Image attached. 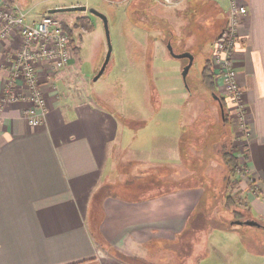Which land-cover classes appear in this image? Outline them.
Returning <instances> with one entry per match:
<instances>
[{
  "label": "crops",
  "instance_id": "obj_1",
  "mask_svg": "<svg viewBox=\"0 0 264 264\" xmlns=\"http://www.w3.org/2000/svg\"><path fill=\"white\" fill-rule=\"evenodd\" d=\"M209 1L214 2V20L219 21L212 38L226 23L228 0H197L177 12L184 20L185 11L199 10ZM241 1L249 11L239 26L234 59L244 90L247 128L239 126L232 99H225L229 116L225 121L215 98L211 111L223 122L222 139L216 138L217 148L221 147L218 157L197 156L198 147L196 154L186 146L179 99L173 103L178 109L173 117L177 128H161L141 143L145 145L135 146L125 142L121 120L110 107L73 98L63 101L60 84L72 73L74 58L58 70L48 62L39 65L49 106L43 124L28 123L24 110L29 102L24 97L0 109V264H144L122 260L116 252L145 264H264V251L250 247V231L231 223L225 206L229 190L242 198L236 202L243 208L235 204L237 209L249 211L250 219L264 221V0ZM162 16L175 22L172 12ZM168 27L173 36L177 34L174 25ZM21 41L19 34H13L0 42V99ZM213 46L214 41L211 56ZM15 86L27 92L23 79ZM190 119L195 120L191 115ZM204 129L199 126L201 134ZM228 135L243 169L236 177L244 176L230 189L229 174L223 170L196 171L186 166L191 156H196L194 163H225L222 146L228 145ZM118 143V151H113ZM123 146L131 150V156L124 158L128 167L114 174L115 152L121 153ZM125 160L118 159L121 164ZM176 183V189L164 191L165 184ZM209 195H217L218 201L207 199ZM209 222L212 226L195 230ZM187 229L196 232L193 240L187 237ZM259 243L257 247L264 246ZM156 249L163 256L160 260L155 254L150 257Z\"/></svg>",
  "mask_w": 264,
  "mask_h": 264
},
{
  "label": "rangeland",
  "instance_id": "obj_2",
  "mask_svg": "<svg viewBox=\"0 0 264 264\" xmlns=\"http://www.w3.org/2000/svg\"><path fill=\"white\" fill-rule=\"evenodd\" d=\"M15 1L28 11L31 19L39 18L45 13L59 18L72 29L75 42L81 47L79 53L73 48L75 61L72 66V73L67 75V78L64 77V83L60 84V96H62L63 101L73 98L78 102L92 101L110 107L115 116L121 120L123 136L126 138L124 139L125 142L128 144L137 143L134 145L142 146L145 144L141 143H146L149 138L151 140L153 132L160 131L161 128L170 130L177 128L176 123L178 122L173 117L177 114L178 109L173 103L179 99L184 108L182 109L181 122L187 132L184 137L186 146L192 147V152L198 150V147L197 156L212 153L218 157L217 149H221V147L217 148L216 138L220 137V141L222 139L223 122L220 116H214L211 111L214 108L212 103L217 102V100L212 91L203 83L201 74L206 59L211 56L212 44L216 37L215 35L211 38V35L215 29H218L219 24V21L214 20L216 13L213 1L199 5V10L195 8L185 11L183 13L184 20L177 10L183 12L187 3H192L194 6L197 0H171L170 2L166 0ZM78 4L95 7L109 17L113 51L106 70L97 80L94 78L99 72L108 51L103 20L90 11L49 12L50 8ZM170 12H172L175 22L162 16L168 15ZM83 14L92 17L94 29L83 31L74 25L77 17ZM168 25L171 27L174 25L173 29L175 28L177 31L176 35L171 34ZM169 42H171L176 53L184 52L186 48L188 50L185 51H190L194 55V62L188 73L187 83L183 78V69L188 64L189 58L175 56L168 47ZM183 94L186 98L188 97L186 100ZM156 103L160 104L157 105ZM190 115L195 119L192 122ZM191 124L194 127L191 128ZM200 125L205 128L202 134L199 131ZM227 141L229 148L232 150L236 148L235 143L231 144L229 135ZM128 144L127 146H129ZM118 148L119 143L116 146L114 144L112 150L118 151ZM120 151L121 153L115 152L114 167L116 168L113 169L115 170L114 174L126 170L128 164L125 159L131 156V150L126 146H123ZM197 152L195 153L197 154ZM188 155L187 153V158ZM195 157L191 156L190 161L187 159V167H192L191 169L196 171L199 169L217 173L223 170L226 175L230 174L229 167L224 162H219V164L218 162L207 163L203 160L195 169ZM119 158L122 161L125 160L124 163L121 164L118 161ZM111 166L113 168V165ZM161 167L166 170V166ZM239 170L243 171L241 167ZM236 176V173L233 174L229 189L230 186L235 187L237 181L240 182L238 178L244 177L242 175ZM232 195L237 201L242 199L237 193H232ZM236 204V207L243 208L242 203L236 202ZM227 215L229 217L234 216L231 209L228 210ZM96 216H100L98 209H96ZM261 223L263 226L250 224L241 226L242 229L250 231L247 236H250L251 245L254 247H256L254 240L257 243L260 240L259 244H262L261 241L264 243V221L262 220ZM195 235L196 232L192 229L187 233V237L191 239ZM257 248L264 251L262 245ZM160 253V250L151 252L152 256L150 257L155 254L156 256H154H158L160 260L161 257L163 258L162 254L159 255ZM135 261L146 263L141 259Z\"/></svg>",
  "mask_w": 264,
  "mask_h": 264
},
{
  "label": "built area",
  "instance_id": "obj_3",
  "mask_svg": "<svg viewBox=\"0 0 264 264\" xmlns=\"http://www.w3.org/2000/svg\"><path fill=\"white\" fill-rule=\"evenodd\" d=\"M228 1L226 23L214 40L210 58L217 87L222 95L237 104L239 126L244 130L247 128L244 90L238 80L234 53L239 43V26L249 10L241 0ZM13 34H19L22 41L10 62L12 75L4 86L0 109L5 103L24 97L29 102L24 117L31 126L38 127L49 113L47 96L40 85L39 65L48 62L52 70L64 68L73 58L74 49L69 32L59 18L45 13L31 19L28 11L17 3L0 0V42ZM19 79H23L26 84L25 94L15 86Z\"/></svg>",
  "mask_w": 264,
  "mask_h": 264
},
{
  "label": "trees",
  "instance_id": "obj_4",
  "mask_svg": "<svg viewBox=\"0 0 264 264\" xmlns=\"http://www.w3.org/2000/svg\"><path fill=\"white\" fill-rule=\"evenodd\" d=\"M74 25L76 27H80L83 31H90V30L94 29V27H95L92 17L89 16L88 14H83L81 16H78L77 19L75 20ZM63 27L68 30L72 46L75 49V51L77 53H79L80 50H81V47L76 44L74 33H73L72 29L69 28V26L67 24H64V23H63ZM201 74H202L203 83L212 91V93L214 94L215 98H216V95H219L222 98L223 103H224V107H226L225 106L226 105V101H225L226 97L221 94V92L219 91V89L217 87L216 76H215V73H214V68H213V64H212L211 58H207L206 59L205 64H204V66L202 68ZM222 117H223V119H225V121L229 120V116H228V113L226 111V108H225V113L224 114L222 113ZM222 153H223L224 161H225L226 165H228V167H229L230 174L233 175V174L237 173L238 170L241 167V162H240V159L237 156L235 150L234 149L232 150L231 148H229L228 145L225 143L222 146ZM198 164L199 163H196V167L198 166ZM230 174L227 176V185H226L227 188L229 187V184L231 182L230 181L231 180V178H230L231 175ZM197 181H198L197 179L195 181L192 180L193 183L195 182V185H196ZM186 183H187L186 185L188 186L189 182L187 181ZM177 185H178V183H176V184H165L163 189H164V191L166 189L173 190V189L177 188ZM225 197H226L225 206H227L228 209H231V212L234 214V216L231 219L232 222L227 220L228 224H230L229 222H231L234 225H237V223H235V220H238V219H241V220L250 219L249 218L250 214L247 215L249 213V211H247V210L246 211H241V210H239L237 208H234L235 204H236V199L234 198V196L232 194H230L229 190L226 191ZM207 199H211L214 202H215V199H216V202H217L218 201L217 200L218 196L217 195H215V196L209 195V196H207ZM205 201H206V199H205ZM227 222H225V223H227ZM212 223L213 222L207 223L206 227H204V226L202 228L201 227H199V228L196 227L195 230H201L203 228L206 229ZM190 230L191 229H187L186 233L188 231H190ZM186 233H184V234L186 235ZM249 241H250V243H249L250 247H254V246L251 245V241L252 240L249 239ZM255 242H256V247H254V248L258 249L257 248V244L258 243H257L256 240H254V244H255ZM182 243L183 242H181V245L183 246L184 244H182ZM116 256L118 258L122 259V260H134V261L137 260V258L129 257V256H127V255H125L124 253H121V252H116Z\"/></svg>",
  "mask_w": 264,
  "mask_h": 264
},
{
  "label": "water",
  "instance_id": "obj_5",
  "mask_svg": "<svg viewBox=\"0 0 264 264\" xmlns=\"http://www.w3.org/2000/svg\"><path fill=\"white\" fill-rule=\"evenodd\" d=\"M70 10L90 11V12L94 13L95 15L99 16L105 24L106 37H107V42H108V51H107L106 58L102 64L99 72L97 73V75L94 78L95 80H97L106 70V68L110 62V59L112 56V51H113V45L111 42V30H110V26H109V17L107 16V14L98 10L97 8L88 7L86 4H78V5H70V6H58V7L50 8L49 12L50 13H56V12L70 11ZM168 47L175 56L189 58L188 64L183 69V78L187 83V76H188V73L191 69L193 62H194V55L190 51H184L181 53H176L173 50V46H172L171 42H169ZM216 98L218 99L220 106H221V109H222V113L224 114L225 113V107H224L223 100L219 95H216ZM235 223L241 224V225L250 224V225L263 226L261 224V222H259L258 220H255V219H247V220L238 219V220H235Z\"/></svg>",
  "mask_w": 264,
  "mask_h": 264
}]
</instances>
